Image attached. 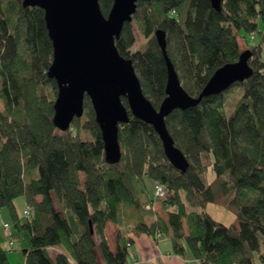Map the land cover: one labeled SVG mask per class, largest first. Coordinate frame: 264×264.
<instances>
[{"label":"trees","instance_id":"obj_1","mask_svg":"<svg viewBox=\"0 0 264 264\" xmlns=\"http://www.w3.org/2000/svg\"><path fill=\"white\" fill-rule=\"evenodd\" d=\"M98 1L106 16L113 0ZM136 7L132 22L143 39L136 44L126 23L115 46L156 108L167 75L156 30L166 33L182 88L196 97L218 68L238 60L239 40L253 38L258 21L264 25V0H222L219 10L209 0H137ZM245 48L249 78L165 119L187 159L185 172L168 162L153 128L129 112L118 132L121 159L107 164L87 98L66 132L52 123L57 88L46 75L52 46L43 11L0 0V227L8 225L0 264H98V251L104 264H129L133 237L141 234L165 237L172 254L199 264H264V59L261 44ZM209 167L214 177L207 182ZM156 184L164 198L155 195ZM19 197L28 216L15 205ZM154 199L165 218L148 222L145 206ZM207 204L226 205L236 224L215 221ZM51 248L60 251L52 256Z\"/></svg>","mask_w":264,"mask_h":264},{"label":"water","instance_id":"obj_2","mask_svg":"<svg viewBox=\"0 0 264 264\" xmlns=\"http://www.w3.org/2000/svg\"><path fill=\"white\" fill-rule=\"evenodd\" d=\"M209 1L214 9H220L222 0ZM136 2L113 0L104 16L98 0H22L23 7L43 11L52 46V60L46 71L57 88L52 123L58 131L66 132L73 119L84 114L87 98L103 142L104 161L116 164L121 159L118 132L122 124L128 123L130 113L153 128L168 162L185 172L187 159L174 146L166 128V117L174 110L194 107L204 97L221 93L233 83L249 78L251 53L246 49L240 52L237 61L218 68L200 93L192 97L182 88L167 55L166 33L156 30L155 39L167 72L165 97L156 108L144 95L132 61L121 56L115 46L124 25L132 22Z\"/></svg>","mask_w":264,"mask_h":264},{"label":"rangeland","instance_id":"obj_3","mask_svg":"<svg viewBox=\"0 0 264 264\" xmlns=\"http://www.w3.org/2000/svg\"><path fill=\"white\" fill-rule=\"evenodd\" d=\"M130 27L134 36L135 43L137 44L139 41L143 39L140 31L137 29L134 21L130 23ZM257 31L253 34V38L250 35H244L241 40H239L240 44V51L246 50L245 45H254V44H261L262 47V58L264 59V25L258 21L257 22ZM2 109V104L0 103V110ZM214 177V173L212 171V168L209 167L205 179L207 182L211 181ZM148 187V194L152 196V185L150 183L147 184ZM228 202V200L226 201ZM15 205L19 211V213L22 215L23 211L26 208V205L22 199V197H19L15 200ZM58 205L55 202V207ZM145 210L151 211L150 214L147 215L146 219L149 221L155 219V218H165V212L162 210L160 205V200H155L151 204V206H145ZM28 211V210H27ZM205 211L215 220L218 221L226 226L230 224H236V217L233 212L226 206V205H218V204H207L205 207ZM4 218H6V214H3ZM0 220L3 221L2 217L0 216ZM3 229V226L1 228ZM105 237L107 239V242L110 244V249L114 251L115 249V227L112 223H108L105 228ZM168 242H165V245H167ZM51 254H54L55 251L52 249L50 250ZM97 255V263L98 264H104L102 260V255L100 251H98Z\"/></svg>","mask_w":264,"mask_h":264},{"label":"crops","instance_id":"obj_4","mask_svg":"<svg viewBox=\"0 0 264 264\" xmlns=\"http://www.w3.org/2000/svg\"><path fill=\"white\" fill-rule=\"evenodd\" d=\"M133 242L134 243L130 251L134 254L136 259L131 260L129 264H199L194 259L181 258L172 254L169 243L165 245V242H168L165 237L155 240L150 236L141 234L133 237ZM52 249L55 251L54 254H51L52 256L56 255L60 251L57 248H51V250Z\"/></svg>","mask_w":264,"mask_h":264},{"label":"built area","instance_id":"obj_5","mask_svg":"<svg viewBox=\"0 0 264 264\" xmlns=\"http://www.w3.org/2000/svg\"><path fill=\"white\" fill-rule=\"evenodd\" d=\"M154 193L156 196L160 198H164L166 196V191L163 185L156 184L154 187ZM29 212L27 210L24 211V216H28ZM4 231L8 230V225L6 223L3 224Z\"/></svg>","mask_w":264,"mask_h":264}]
</instances>
